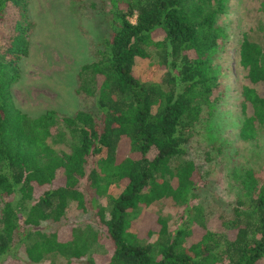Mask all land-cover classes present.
Masks as SVG:
<instances>
[{"label": "trees", "instance_id": "16d2710c", "mask_svg": "<svg viewBox=\"0 0 264 264\" xmlns=\"http://www.w3.org/2000/svg\"><path fill=\"white\" fill-rule=\"evenodd\" d=\"M226 1L125 0L122 7L111 0L109 29L77 74L76 95L95 109L60 119L52 110L29 116L14 103L11 86L32 43L28 0H0V258L24 244L30 262L10 256L0 264L39 263L47 256L67 264H264V181L252 168L234 173L245 199L228 216L218 212L226 234L203 222L199 239L189 244L192 227L171 232L158 215L157 236L164 240L155 254L128 218L160 199L185 205L195 194L198 170L192 160L180 159L195 124L211 116L219 100L215 59L227 35L220 21ZM260 9L264 19V4ZM252 31H239L237 63L251 84L264 86V45ZM151 46L159 56L153 70L160 73L141 81L135 66L150 57ZM238 91V137L256 141L264 129V96L243 84ZM59 122L72 136L70 151L62 154L47 143ZM112 183L120 189L115 195L108 193ZM72 203L90 214L110 240V252L89 253L94 238L75 228L69 235L62 228L41 229L58 223Z\"/></svg>", "mask_w": 264, "mask_h": 264}, {"label": "rangeland", "instance_id": "374dc122", "mask_svg": "<svg viewBox=\"0 0 264 264\" xmlns=\"http://www.w3.org/2000/svg\"><path fill=\"white\" fill-rule=\"evenodd\" d=\"M124 6L125 0H117ZM78 6L72 0H28V32H32L29 54L21 60L20 78L11 86V94L16 106L35 117L48 110L55 111L58 118L75 112L77 109H95L93 102L75 93L77 74L81 65L91 60L94 41L109 29L111 0H83ZM95 3L96 8L91 7ZM264 0H227L221 24L227 33L223 38V51L216 57L219 78V100L211 116H203L195 124L193 134L182 160H192L199 175L196 176L195 194L187 204L174 202L171 198L160 199L130 213V227L136 230L141 243H151L154 253L164 238L157 236L156 218L161 216L172 232L176 227H192V235L186 240L193 243L199 239L202 228L207 227L217 233L226 234V229L217 218L218 212L228 216L238 199H245L238 186L234 173L236 169L252 168L264 181V129L256 141L243 142L238 137V127L242 121L239 108L238 86L243 84L256 88L264 96V86L251 84L238 66L239 31L253 28L264 45V19L260 7ZM135 16L130 19L134 21ZM157 39V38H155ZM227 40V41H226ZM149 58L140 60L135 72L141 81H153L160 70H153L159 60L157 50L150 47ZM251 110H249L250 112ZM70 130L59 122L52 130L47 143L57 153L69 152L71 148ZM124 146V145H123ZM125 147V146H124ZM126 148V147H125ZM119 187L112 183L109 194H116ZM39 193V190L35 192ZM104 203L107 197L102 198ZM188 208L191 211H184ZM243 209V207H241ZM108 211V209L106 210ZM45 232L62 228L69 232L75 228L94 238L89 253H103L112 250V244L104 233L96 228L90 214L76 210L72 203L65 216L57 223L41 224ZM153 231L152 233H150ZM70 232L68 233V235ZM163 237V236H162ZM29 243V241H27ZM26 244V243H25ZM10 256L19 257L30 263L25 256V245L14 247ZM4 255L0 261L8 258ZM32 264H67L58 256H47L45 260ZM71 264H85L72 262ZM99 264V263H98Z\"/></svg>", "mask_w": 264, "mask_h": 264}]
</instances>
